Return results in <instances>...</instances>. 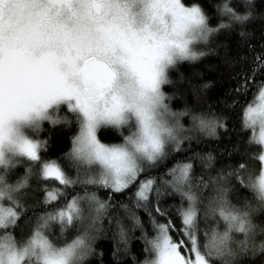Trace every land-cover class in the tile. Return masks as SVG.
Here are the masks:
<instances>
[{
    "label": "snow or ice",
    "instance_id": "1",
    "mask_svg": "<svg viewBox=\"0 0 264 264\" xmlns=\"http://www.w3.org/2000/svg\"><path fill=\"white\" fill-rule=\"evenodd\" d=\"M19 3L33 6L32 24L42 29L54 21L53 6L71 0H0V118H7L12 108L19 68L16 42L5 28V18L10 6ZM160 7L179 22V31L175 39L154 46L138 67L147 103L135 109L138 127L125 143L97 139L101 120L126 122L123 111H113L99 118L88 115L68 153L71 167L44 159L45 141L22 133L8 138L6 149L0 148V264H90L88 258L97 254L96 240L109 231L117 239L113 256L119 260V245L123 242L126 252L137 229L148 252L139 264H250L244 257L257 253L264 264V103L254 107L249 102L256 94L264 101V31L258 44L247 39V26L257 15L264 18V5L258 11L257 0H222L215 5V21L199 2L148 0L149 11ZM234 33L241 39L231 58L233 95L210 102L206 84L182 75L184 86L179 87L170 70L180 61L204 56L198 42L216 51L222 46L218 35ZM82 71H95L94 58H85ZM167 85L183 94V110L172 108ZM74 96L88 113L78 93L53 85L30 117L34 126L39 129L44 119L56 123L59 117L48 114V105ZM257 125L258 135L252 133L245 141L241 130L251 133ZM222 132L236 136L231 147L222 149L233 163L218 160L213 151L192 150L193 140L219 141ZM24 157L26 167L20 175L14 166ZM234 182L251 189L252 199L234 203ZM125 195L126 201L117 199ZM139 209L147 212V220L142 221ZM257 213L259 222L254 219ZM148 223L151 228H146ZM153 230L155 235H150ZM73 233V239H64Z\"/></svg>",
    "mask_w": 264,
    "mask_h": 264
},
{
    "label": "clouds",
    "instance_id": "2",
    "mask_svg": "<svg viewBox=\"0 0 264 264\" xmlns=\"http://www.w3.org/2000/svg\"><path fill=\"white\" fill-rule=\"evenodd\" d=\"M148 0H71L53 6L54 21L42 29L32 24V5L10 6L5 28L16 42L19 68L15 77L12 108L0 118V148L16 133L35 137L49 124H75L79 136L89 114L98 118L123 111L126 122L115 124L101 120L97 139L104 144H123L138 125L135 109L147 103L138 67L147 61L151 49L176 38L179 22L160 7L147 9ZM129 24L131 28H129ZM85 58L95 60V71H82ZM53 85L78 93L88 113L77 106L75 96L49 104L46 111L59 117L40 121L37 129L30 117L40 107ZM102 128H112L123 139L117 143L101 141ZM72 149V148H71ZM71 151V150H70ZM10 154V153H8ZM69 159H71L69 157Z\"/></svg>",
    "mask_w": 264,
    "mask_h": 264
},
{
    "label": "trees",
    "instance_id": "3",
    "mask_svg": "<svg viewBox=\"0 0 264 264\" xmlns=\"http://www.w3.org/2000/svg\"><path fill=\"white\" fill-rule=\"evenodd\" d=\"M184 3H193L199 2L208 12L211 20H217V15L215 12V5L221 3L222 0H183ZM258 11L259 6L264 5V0H257ZM247 29L250 35L247 37L253 44H258L261 40V32L264 31V18L257 15L247 26ZM241 39L239 33H234L231 36L218 35V40L222 42V46L217 48L216 51H208L205 47L204 42L198 45V50L204 51L205 55L199 57L197 60H184L180 61L175 68L170 70V75L173 80L177 81L179 87L184 86V81L180 80L181 75L185 79H191L194 82L207 85V88L204 89L207 99L212 102L216 100L226 101L227 98L233 95V88L236 87V76L233 73L232 68L235 66L231 63V58L236 55V41ZM243 46V43H242ZM215 47V45H213ZM264 79V77L260 78ZM165 90L168 91L171 96L170 104L174 110L181 111L185 107V100L182 93H177V88L174 85L165 86ZM258 94L250 98L249 102L254 103L257 99ZM190 102L195 101V96L189 94ZM226 107H231L226 105ZM190 121V118H189ZM243 133V139L248 140V137L253 133H248L246 130H241ZM76 132L75 124L72 126H67L63 123L49 124L45 122L42 130L35 136L40 140L45 141V147L42 149V153H46L44 159L57 160L63 166L71 167L69 164L68 153L72 148V136ZM99 137L101 141L106 143H117L120 142L123 137L118 134L112 128H102L99 132ZM236 139L235 134L232 132L223 133L217 141L214 137H204L203 140L197 142L193 140L192 150L193 151H213L217 159H224L225 163H233L230 160L229 153L222 151L225 146L231 147L229 143L231 140ZM255 144L252 145L254 149ZM188 155V153H184ZM27 158L21 159L19 168L15 169L16 173L20 175L25 171L24 160ZM175 163L173 160L168 164V167H171ZM197 167H200L199 161L196 162ZM161 171H167L166 168L160 169ZM72 174H75L73 169ZM155 174V173H154ZM199 174V173H198ZM16 177L13 176V179ZM238 188V195L236 199L233 200L234 203L243 202L244 199H252L253 192L251 189L246 188L245 186L235 184ZM235 195V193H234ZM117 199L127 200V195L125 197ZM164 200H169V197H163ZM171 203H176V200H171ZM115 203V202H114ZM138 214L141 216L142 221L147 220V212L144 209H139ZM256 222H259L260 213H257L254 217ZM146 228H151V224H146ZM150 235H155V231H151ZM75 234H66L64 239L70 241L73 239ZM94 247L97 249V254L93 257H89L90 264H139L145 258H148V252L145 248V241L142 238V233L139 229L135 230L134 233L130 236V239L127 242V251L125 252L124 244L121 242L119 245L121 249V258L117 260L113 256V252L116 251L117 239L114 236L112 231H109L107 235L100 236ZM102 253V255L100 254ZM244 259L248 260L250 264H260L261 256L257 253L255 256H247Z\"/></svg>",
    "mask_w": 264,
    "mask_h": 264
},
{
    "label": "rangeland",
    "instance_id": "4",
    "mask_svg": "<svg viewBox=\"0 0 264 264\" xmlns=\"http://www.w3.org/2000/svg\"><path fill=\"white\" fill-rule=\"evenodd\" d=\"M200 43H202V42H198V45H199ZM261 103H264V101H261V100L259 99V96H257V99H256V101L253 103V106L256 107L257 105H259V104H261ZM252 132L255 133L256 135H258V133H259V126L257 125L256 127H254V128L252 129ZM24 158H26V157H24ZM24 158H22V159H24ZM21 162H22V161H21ZM18 166H19V164H18V165H15V166H14V170L17 169V168H19ZM25 167H26V166H25Z\"/></svg>",
    "mask_w": 264,
    "mask_h": 264
}]
</instances>
